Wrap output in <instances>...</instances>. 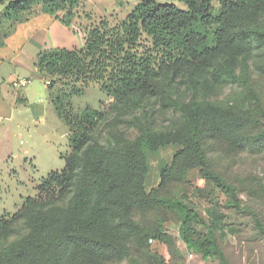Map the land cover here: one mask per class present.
Wrapping results in <instances>:
<instances>
[{
  "label": "trees",
  "instance_id": "trees-1",
  "mask_svg": "<svg viewBox=\"0 0 264 264\" xmlns=\"http://www.w3.org/2000/svg\"><path fill=\"white\" fill-rule=\"evenodd\" d=\"M178 1L186 9L140 0L116 24L101 19L85 27L82 46L37 53L33 66L47 90L58 83L69 87L68 93L49 97L68 128L70 150L63 168L42 179L36 196L25 197L13 214L0 216V264H70L121 256L125 249L113 235L142 232L132 209L152 204L179 214V236L189 250L203 260L229 264L215 239L216 221H204L182 200L145 190L147 152L168 145L180 146L173 162L183 164V170L199 166L201 176L230 197L234 209L248 214L264 237L260 215L241 205L236 188L210 167L202 147L210 135L242 146L246 138L240 133L260 122L245 103L222 105L208 98L241 79L237 70H247L255 50L264 55V0H216L217 13L213 0ZM78 2L0 0V26L37 4L56 19L58 11H66L67 20L59 21L68 26ZM6 37L0 35V47ZM92 84L112 97V104L106 111L87 106L75 113L68 99ZM157 105L178 112L180 126L157 130L152 115ZM123 123L136 129L133 140L120 131ZM172 169L161 165L159 185Z\"/></svg>",
  "mask_w": 264,
  "mask_h": 264
},
{
  "label": "rangeland",
  "instance_id": "rangeland-1",
  "mask_svg": "<svg viewBox=\"0 0 264 264\" xmlns=\"http://www.w3.org/2000/svg\"><path fill=\"white\" fill-rule=\"evenodd\" d=\"M139 1L79 0L72 10V17L63 35L41 32L38 22L42 18H32L47 16L62 24L59 20H67L66 11H58L56 19L54 15L44 13L38 4L0 26L1 36H8L15 29L18 31L9 41L11 47L6 45L0 54H7L13 46L25 43L16 59V72L13 74L11 65L6 63L1 70H5L11 78L18 74L29 77L30 88L35 93L31 101L44 103L47 109L41 114L38 112V116H33L28 105L21 102L13 104L10 98L7 102L13 115L8 117L7 114H0V216L13 214L25 197L36 196L37 186L42 179L48 172L63 168V156L70 150L68 128L49 109L45 79L33 70L32 62L37 53L53 47L82 46L85 27L97 24L101 19H106L112 25L116 24ZM157 1L173 3L186 9V5L178 0ZM212 4L213 11L217 13L218 2L213 0ZM3 9L4 6H0V13ZM30 19L32 20L22 26L18 25ZM261 23L264 25V16ZM22 28L23 31H20ZM207 31L210 33L212 29ZM143 39L149 44L147 37L144 36ZM262 53V49L255 50L248 58L247 70H237L241 76L238 82L226 84L208 98L222 105L245 103L251 107L253 117L260 122H251L243 129L240 134L246 138V142L242 146H235L228 140L210 135L203 139L202 147L210 167L236 188L241 205L255 209L264 223V117L257 109L264 112ZM0 85L4 90L8 88L1 77ZM8 90L11 93L23 89ZM68 91L69 87L62 83L48 90L51 97ZM68 100L75 113H80L87 106L106 111L113 102L112 97L101 92L96 84L90 85L82 95H72ZM152 115L157 130H173L181 124L179 113L172 108L157 105ZM120 131L130 141L137 134L135 128L125 123L120 126ZM179 149L178 145H168L157 152H147L149 170L145 177V190L148 192L155 189L161 196L182 200L195 209L204 221H216L215 239L229 264H264V237L256 232L252 218L234 209L230 205V197L201 176L199 166L183 170V164L173 162V156ZM162 164L173 166V169L168 180L159 185ZM213 214L222 217L215 219ZM132 216L141 225L142 232L121 231L113 235L124 247L125 254L106 260L90 257L86 262L75 260L70 264H221L218 259L203 260L199 254L186 247L179 236L180 216L177 212L152 204L146 208L133 207ZM198 228L200 233L206 234L205 228Z\"/></svg>",
  "mask_w": 264,
  "mask_h": 264
},
{
  "label": "crops",
  "instance_id": "crops-1",
  "mask_svg": "<svg viewBox=\"0 0 264 264\" xmlns=\"http://www.w3.org/2000/svg\"><path fill=\"white\" fill-rule=\"evenodd\" d=\"M40 18H42V20L38 22V25L40 27L39 30L41 32H46L48 35L49 34L50 35L51 34H54V35H56V34L61 35L62 34L63 35L65 30L67 29V27L65 25H62L59 22L54 21L52 18H47V16H37V17H34L32 19L33 20L34 19L40 20ZM32 19L25 21L23 23H20L18 25L22 26L23 24H26V22H29ZM20 31H23V28ZM15 33H18V31H16V29L14 30L13 33L9 34L5 38L4 45L2 47H0V51H2L5 47H7L9 45V41H11L14 38V36H16V35H14ZM9 46L11 47V45H9ZM24 46H25V43H19L16 47L13 46V48L11 50H9V52L7 54L6 53L0 54V77L2 78L3 81L6 82V84L8 86V88H6L4 90L2 88V86L0 85V114H3V116L7 114L8 117H11L13 115L12 108L8 107L9 103L7 102V100L10 98H11L10 101L13 104L21 102V103L28 105L31 109L33 116H38L39 113L40 114L43 113L46 109L44 103L37 104V103H34L33 101H31V98L35 97V93L32 92V90L30 88V84L27 87L23 88V90H16L15 92L10 93V91L8 89L13 88L10 83L14 79V77H12V78L9 77L5 70H1L2 68H4L5 63H6V64L11 65L13 74L16 72V68L18 65V63L16 62V59L19 56L20 50H22ZM39 46H40V44H39ZM60 47H66V46H60ZM10 63H12V64H10ZM19 64H20V62H19ZM32 64H33V62H32ZM33 70L36 72V69L34 66H33ZM17 77L29 78L25 75H19V74ZM44 84H45V82H44ZM47 95H48L47 97L49 100V103H48L49 109H52V112L55 113V111L53 110V105L51 103V99L49 97L48 90H47ZM32 109H34V111H32ZM55 115L57 116L56 113H55Z\"/></svg>",
  "mask_w": 264,
  "mask_h": 264
},
{
  "label": "built area",
  "instance_id": "built-area-1",
  "mask_svg": "<svg viewBox=\"0 0 264 264\" xmlns=\"http://www.w3.org/2000/svg\"><path fill=\"white\" fill-rule=\"evenodd\" d=\"M10 84L14 89H23L30 84V79L26 77H15Z\"/></svg>",
  "mask_w": 264,
  "mask_h": 264
}]
</instances>
